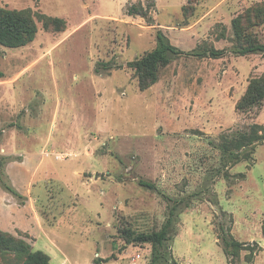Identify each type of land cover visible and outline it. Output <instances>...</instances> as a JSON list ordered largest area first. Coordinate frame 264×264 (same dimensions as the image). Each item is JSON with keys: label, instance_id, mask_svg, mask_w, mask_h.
<instances>
[{"label": "rangeland", "instance_id": "1", "mask_svg": "<svg viewBox=\"0 0 264 264\" xmlns=\"http://www.w3.org/2000/svg\"><path fill=\"white\" fill-rule=\"evenodd\" d=\"M140 1L144 16H128ZM263 5L0 0V8L29 11L37 26L31 44L0 45V161L21 195L32 184L48 233L58 236L50 239L73 261L93 264L102 252L103 264H150L152 246L126 245L122 233L158 232L170 219L156 264H264V144L234 167L235 151L220 147L223 135L235 141L250 125L264 127V102L258 116L235 108L249 81L264 76V58L235 54L232 29L241 16L245 34L264 44V25L247 23ZM43 17L64 29L46 28ZM157 32L184 53L141 92L127 65L157 47ZM211 49L224 54L211 58ZM15 200L23 207L27 198ZM228 235L246 245L238 258L224 254ZM0 264L22 262L0 254Z\"/></svg>", "mask_w": 264, "mask_h": 264}, {"label": "trees", "instance_id": "2", "mask_svg": "<svg viewBox=\"0 0 264 264\" xmlns=\"http://www.w3.org/2000/svg\"><path fill=\"white\" fill-rule=\"evenodd\" d=\"M187 2H189V0H187ZM151 7H155L154 2ZM253 13L254 15L252 18H247L249 27L255 28L264 25V5L261 8L253 10ZM126 14L131 17L144 16L143 6L141 3L138 6H127ZM248 14L252 15V12H248ZM42 19L46 28L53 27L56 32H61L65 27V23L58 18L43 17ZM232 29L237 44L235 54L240 57L262 55L264 58V44L245 34L246 32L242 26L241 16H238L232 21ZM36 34L37 26L33 15L29 11H16L0 8L1 46L10 49L25 47L34 41ZM156 39L157 47L155 49L146 52L140 59H135L127 65V67L134 72L141 92L150 89L158 82L159 69L170 64V56H178L184 53L171 45L169 40L161 32H157ZM223 54V51L212 49L209 51V56L211 58H221ZM111 64L112 63L104 64V67L109 70ZM263 102L264 76H260L249 81L245 94L237 102L235 108L236 111L241 114H247L253 110L255 111V115L258 116L263 107ZM227 137L228 136L223 135L222 140L224 143L220 144V147L225 152L235 151L229 161L231 167H234L243 161L249 160L251 155L255 152L256 146L264 144V127L255 123L248 126L245 132L238 134L235 141H227ZM246 149L250 151L249 156L242 154ZM3 160L4 162L0 161V188L17 199L19 204L22 205L26 198L9 182L5 172V164L7 163V160L6 158ZM139 185L149 190L154 189L152 184L145 181H139ZM169 215L172 217L174 215V210H171ZM170 226L171 220L168 219L158 232L150 234L141 233L135 236L129 230H126L122 233L123 240L126 245H130L133 242L150 244L153 250V257L150 264H156L159 257L157 249L163 247L164 243L170 240ZM261 234L264 240V222L262 224ZM222 244L224 254L226 256H231L233 259L238 258L240 252L245 250L246 247L244 243L235 241L231 235L223 237ZM254 245L257 247V251L262 250L257 243ZM0 254L13 255L14 258L17 261L22 262V264H50V258L48 255L41 251H34L24 240L17 239L2 231H0ZM107 261L108 259H97L94 261V264H101Z\"/></svg>", "mask_w": 264, "mask_h": 264}, {"label": "crops", "instance_id": "3", "mask_svg": "<svg viewBox=\"0 0 264 264\" xmlns=\"http://www.w3.org/2000/svg\"><path fill=\"white\" fill-rule=\"evenodd\" d=\"M140 3L143 2L140 1ZM84 7L88 6L85 5ZM8 173H10V170H8ZM9 176L11 183L15 184L12 179L13 176L11 177V174ZM24 180H28L27 175ZM32 189L31 183L24 189L23 196L27 198V201L23 207H20L12 196L0 189V231L12 236H18L17 231L28 235L34 251H41L48 255L50 264H78L76 260L73 261L65 252L59 249L53 239H50L49 236L57 239L58 236L53 232L49 235V226H45L43 218L35 205L36 199L33 196ZM261 240H263L262 236ZM96 255L101 260L107 258V255L102 252H97L95 257Z\"/></svg>", "mask_w": 264, "mask_h": 264}, {"label": "built area", "instance_id": "4", "mask_svg": "<svg viewBox=\"0 0 264 264\" xmlns=\"http://www.w3.org/2000/svg\"><path fill=\"white\" fill-rule=\"evenodd\" d=\"M137 258H139V256Z\"/></svg>", "mask_w": 264, "mask_h": 264}, {"label": "water", "instance_id": "5", "mask_svg": "<svg viewBox=\"0 0 264 264\" xmlns=\"http://www.w3.org/2000/svg\"><path fill=\"white\" fill-rule=\"evenodd\" d=\"M151 22H153V21H151Z\"/></svg>", "mask_w": 264, "mask_h": 264}]
</instances>
